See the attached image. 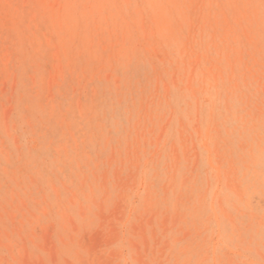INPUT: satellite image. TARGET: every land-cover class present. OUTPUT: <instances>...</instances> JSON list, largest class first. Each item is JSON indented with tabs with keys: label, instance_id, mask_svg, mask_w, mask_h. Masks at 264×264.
I'll return each instance as SVG.
<instances>
[{
	"label": "rangeland",
	"instance_id": "obj_1",
	"mask_svg": "<svg viewBox=\"0 0 264 264\" xmlns=\"http://www.w3.org/2000/svg\"><path fill=\"white\" fill-rule=\"evenodd\" d=\"M0 264H264V0H0Z\"/></svg>",
	"mask_w": 264,
	"mask_h": 264
}]
</instances>
